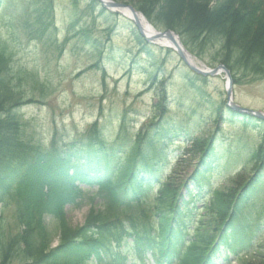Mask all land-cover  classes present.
I'll return each instance as SVG.
<instances>
[{"label":"trees","instance_id":"16d2710c","mask_svg":"<svg viewBox=\"0 0 264 264\" xmlns=\"http://www.w3.org/2000/svg\"><path fill=\"white\" fill-rule=\"evenodd\" d=\"M131 1L150 21L155 16L166 29L176 31L189 51L216 42L219 62L233 73L264 77V0ZM90 2L91 8L97 5L94 0ZM34 8L35 21L27 23V32L51 42L57 32L53 1L37 0ZM107 32L110 37L111 30ZM133 32L139 53L157 66L149 46ZM79 35L85 46L96 47L88 27ZM10 63V56L0 52V198L18 190V220L24 228L21 234L0 244V264L13 259L21 264H127L147 256L154 257L158 264H217L229 256L242 259V264H264L263 257L247 263L250 252L237 248L241 240L256 248L264 236L258 223L264 219V202L258 203L264 183V122L219 104L213 111L215 131L194 138L188 149L193 153L192 160H197L193 172L176 183L175 169L167 175L171 169L169 151L187 133L171 115L166 85L158 83L159 77H150V88L158 87V100L137 132H133L135 124L129 122L125 110L111 140L106 139L97 120L76 139L65 141L54 132L44 145L25 137L21 109L35 99L27 100L21 90L25 77L13 83ZM186 76V87L204 95L202 84L207 80ZM30 77L34 84L31 92L37 87L41 90L37 76ZM222 122L257 132V148L248 151V168L253 173L246 182L239 175L230 186L215 189L209 205L197 209L196 202L208 196L205 192L211 188V177L224 153L235 156L218 143ZM86 186H98L99 191L88 198L92 209L84 225L76 229L62 225L59 244L50 249L53 240L42 225L41 213L63 221L64 206L81 204ZM191 223L195 229L190 247L176 249ZM249 232L251 237L245 239ZM114 244L119 250L111 255Z\"/></svg>","mask_w":264,"mask_h":264},{"label":"rangeland","instance_id":"374dc122","mask_svg":"<svg viewBox=\"0 0 264 264\" xmlns=\"http://www.w3.org/2000/svg\"><path fill=\"white\" fill-rule=\"evenodd\" d=\"M36 1L2 0L0 5V52L10 56V66L15 76L13 83L18 84V79L25 77L20 84L21 90L27 100L35 99L21 109L25 137L45 145L51 135L57 132L63 140L68 141L99 120L106 138H112L116 135L117 122L125 110L129 112V122L137 124V130L158 100V87L150 88V77L154 75L159 77L158 83L165 82L172 116L190 133L187 139H183L180 151L173 149L170 154L171 164L176 168L175 182L188 179L197 160H192L193 153L187 152V149L192 139L207 137L214 127L213 111L226 101L224 75L204 82V95L189 90L183 81V77L189 74L188 70L181 64L176 53H166L148 44L158 61L154 67L146 55L139 53L137 35L133 32L131 22L122 15L104 10L98 3L91 8L90 0H52L57 32L53 33L54 40L51 42L39 40L38 35L27 32V23L33 24L35 21ZM213 1L216 3L218 0ZM121 3L139 10V5L135 2L134 5L131 0H123ZM155 19L153 16L151 23L166 32L168 29ZM86 27L97 43L96 47L85 46L79 35L81 29ZM108 29L112 32L110 37ZM69 35H73L74 41L62 50L66 36ZM192 51L195 52L191 54L205 68L212 69L220 64L216 42L203 49L193 48ZM197 53H200V57ZM162 63L164 66L160 67ZM96 65L98 68H94ZM132 66L133 72H130ZM30 75L37 76L41 90L37 87V91L31 92L30 87L34 84ZM235 76L239 79L233 87L235 102L244 108L264 113V77H247L243 71L236 72ZM222 130L220 136L226 140L222 141L220 137L219 143L223 144V148L232 146L237 156H225L211 179V183H217V186H223L225 181L244 171L246 158L243 153L257 148L260 141L256 132H244L236 124H224ZM185 150L184 158L177 163L178 155ZM242 174L244 182L251 175L248 169ZM90 208L88 203L75 208L66 207L63 221L44 212L41 220L53 240L49 248L59 243V228L62 225L72 229L82 226ZM14 215L12 203H0V242L8 241L10 236L17 234L18 225ZM254 252L264 258V239ZM252 261L260 260L256 258ZM9 264L21 262L13 259Z\"/></svg>","mask_w":264,"mask_h":264},{"label":"water","instance_id":"95a60500","mask_svg":"<svg viewBox=\"0 0 264 264\" xmlns=\"http://www.w3.org/2000/svg\"><path fill=\"white\" fill-rule=\"evenodd\" d=\"M99 2L103 3L104 7L115 11L116 13L120 12H129L133 18L134 22L137 25L138 29L140 30L141 34L147 36V38H150V41H155L159 40L161 43H165V41H170L172 43V46L174 49L177 51L178 55L182 59V61L190 67L191 70H193L195 73H198L203 76H215L216 74L219 73L220 69H224L227 73V75L230 77L229 71H227L223 66H219L217 69L209 72H205L202 70H199L192 62H191V56L189 53L185 50L183 47L181 40L178 35L174 34L171 31H168L166 33H158L155 29H153L149 23L145 20L142 14H139L135 12L132 6H127L125 4L121 3H115L112 1L108 0H98ZM232 83L230 84V88L227 91V96H228V102L232 103ZM231 107L235 110H238L240 112H247L253 116H257L258 118H261L264 120V114L261 112H255V111H250L248 109H242L236 105H231Z\"/></svg>","mask_w":264,"mask_h":264},{"label":"bare ground","instance_id":"6f19581e","mask_svg":"<svg viewBox=\"0 0 264 264\" xmlns=\"http://www.w3.org/2000/svg\"><path fill=\"white\" fill-rule=\"evenodd\" d=\"M193 63L197 64L195 61H192Z\"/></svg>","mask_w":264,"mask_h":264}]
</instances>
